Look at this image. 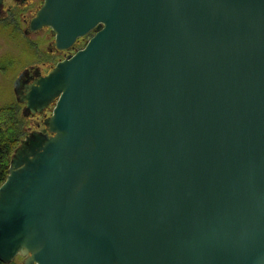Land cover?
Wrapping results in <instances>:
<instances>
[{
	"label": "water",
	"instance_id": "1",
	"mask_svg": "<svg viewBox=\"0 0 264 264\" xmlns=\"http://www.w3.org/2000/svg\"><path fill=\"white\" fill-rule=\"evenodd\" d=\"M44 28L94 33L14 82L54 107L0 186V260L264 264V0H43Z\"/></svg>",
	"mask_w": 264,
	"mask_h": 264
},
{
	"label": "rangeland",
	"instance_id": "2",
	"mask_svg": "<svg viewBox=\"0 0 264 264\" xmlns=\"http://www.w3.org/2000/svg\"><path fill=\"white\" fill-rule=\"evenodd\" d=\"M31 1L26 5H21L15 0H4L3 13L0 15V61L3 62L5 68L0 70L1 102L16 99L14 82L25 68L43 67L49 69L59 60V56L49 50V45L54 40L49 28L30 34L25 33L27 25L24 18L33 16L43 3V0ZM88 40L85 38L79 41L78 48H83ZM20 111L24 117L22 107ZM43 118L24 117L25 136L37 127L36 121ZM14 261L16 264H23L24 257L18 256Z\"/></svg>",
	"mask_w": 264,
	"mask_h": 264
},
{
	"label": "trees",
	"instance_id": "3",
	"mask_svg": "<svg viewBox=\"0 0 264 264\" xmlns=\"http://www.w3.org/2000/svg\"><path fill=\"white\" fill-rule=\"evenodd\" d=\"M4 69L3 62L0 61V70ZM21 107L17 99L0 101V186L9 174L14 151L26 134ZM0 264L5 263L0 260ZM10 264L16 263L13 261Z\"/></svg>",
	"mask_w": 264,
	"mask_h": 264
},
{
	"label": "flooded vegetation",
	"instance_id": "4",
	"mask_svg": "<svg viewBox=\"0 0 264 264\" xmlns=\"http://www.w3.org/2000/svg\"><path fill=\"white\" fill-rule=\"evenodd\" d=\"M17 3H19V4H21V5H26L28 2H30L31 0H28V1H26V2H24V3H22L21 1H18V0H15ZM33 1V0H32ZM31 1V2H32ZM3 7V6H2ZM1 11H2V9H1ZM0 11V15H1V13H3V11L1 12ZM30 19V17L29 18H24V21H25V23H26V25L28 26V20ZM50 29V28H49ZM51 30V29H50ZM93 31L92 32H90L88 35H86L85 37H82V38H80L79 39V41H81V40H83V39H85V38H87V39H89L92 35H93ZM78 41V42H79ZM80 44V43H79ZM78 44V45H79ZM78 45L76 44L75 45V47L73 48V49H71V50H58V49H52L51 51L52 52H54L57 56H59V60L54 64V65H56L59 61H61V60H63V59H65V58H67L69 55H71V54H73V53H75L77 50H79L80 48H78ZM54 65H51L50 67H49V69H44L43 67H31V68H25L21 73H23L24 72V74H23V76H22V78H21V82H20V85H21V87L23 86V85H28V84H31L33 81H34V79H36L39 75H43V74H47L51 69H52V67H54ZM20 73V74H21ZM19 74V75H20ZM18 78V77H17ZM21 105H22V113H23V111H24V107H25V104H23V103H20ZM53 107H54V104L53 105H51L48 109H46V110H44L42 113H38V114H36V115H29V116H24V117H35V118H38V117H40V118H42V117H44L43 119H41V120H37L36 121V125H37V127L35 128V129H33V130H31V131H29V133H31L32 131H35V130H38V131H42V132H47L46 131V128H45V126H44V124H43V120L47 117V116H49L50 114H51V112H52V109H53ZM23 115H24V113H23ZM28 133V134H29Z\"/></svg>",
	"mask_w": 264,
	"mask_h": 264
}]
</instances>
